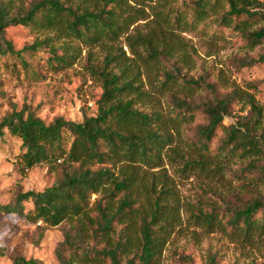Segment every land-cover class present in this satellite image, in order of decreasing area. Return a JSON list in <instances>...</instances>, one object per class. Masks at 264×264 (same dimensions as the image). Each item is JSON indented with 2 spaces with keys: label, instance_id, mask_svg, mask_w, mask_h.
I'll return each instance as SVG.
<instances>
[{
  "label": "rangeland",
  "instance_id": "1",
  "mask_svg": "<svg viewBox=\"0 0 264 264\" xmlns=\"http://www.w3.org/2000/svg\"><path fill=\"white\" fill-rule=\"evenodd\" d=\"M20 1L21 7L27 9L34 0H14L16 8ZM76 1L69 0V3ZM193 1L112 3L111 7L121 6L135 17L119 40L107 43L91 44L73 35L58 33L57 28L9 26L5 34L15 50L22 51L26 64L15 55L0 57V123L12 111L13 103L18 109L28 104L46 123L61 116L82 121L86 115H96L103 87L94 76L92 66L103 63L105 55L113 50L118 54L116 63L126 67V75L136 76L141 89L149 93L140 102V108L156 109L162 116L161 129L168 136L159 164L134 168L135 193L148 213L161 194V214L155 232L163 241L160 264H209L212 258L216 264H264V232L257 231L252 238H245L222 227L210 226L201 216V212L217 211L218 217L226 221L233 210L254 201L264 202L263 155L221 160L216 156L232 124L264 138V110L256 122L257 116L251 118L247 105V93H251L264 109V42L251 48L239 32L221 27L219 19L228 8L226 4L218 13L192 25ZM178 11L186 14L187 24L183 20L182 24L176 23ZM263 25L264 20L253 27ZM51 36L54 38L51 44L59 54L71 55L70 65L52 64L49 60L52 47L48 44L30 48ZM145 40L159 50L167 41L168 51L173 54L157 59L158 56L150 55ZM115 69L120 71L119 67ZM167 71L173 73L175 80L159 88ZM192 81L198 84H188ZM235 92L239 95L233 99L231 113L224 117L228 128L220 127L210 140L209 149H205L200 135V128L208 123L202 110L204 104ZM176 98L195 105L197 114L192 119L188 114L183 118L179 114L184 111L183 104ZM2 133L0 204L13 202L20 191H43L62 178V167L52 168L48 163L24 170L20 162L24 151L21 138L7 128H2ZM189 159L209 161L185 166ZM125 165L126 162L118 163L116 171L119 173ZM163 190L166 192L161 193ZM101 195L94 193L91 202ZM24 204L27 209L33 208L32 202ZM125 223L126 233L138 245V228L129 221ZM71 226L68 219L50 226L15 213H0V247L6 250L0 264H14L15 255L37 259L39 264H61L57 250L72 232Z\"/></svg>",
  "mask_w": 264,
  "mask_h": 264
},
{
  "label": "trees",
  "instance_id": "2",
  "mask_svg": "<svg viewBox=\"0 0 264 264\" xmlns=\"http://www.w3.org/2000/svg\"><path fill=\"white\" fill-rule=\"evenodd\" d=\"M119 1L77 0L69 3V0H34L27 9H23L20 5L22 1L16 8L14 0H0V57L15 55L26 64L22 51L15 50L14 44L5 34L9 26L19 24L57 28L60 30L58 33L73 35L91 44L117 41L135 17L133 13L122 10L121 6H110ZM224 4L228 8L223 10L219 19L221 27L239 32L251 48L264 42V25L253 27L264 20L262 0H195L192 3L194 19L191 24L205 21L210 15L218 13ZM185 15L183 11H178L174 20L178 24L183 21L187 24ZM167 16L164 17L165 21L168 20ZM164 34H168L167 31ZM52 39V36L46 37L38 46L32 44L30 48L48 44L52 47L49 57L52 64L70 65L71 55L66 52L59 54L51 44ZM145 41L149 44L150 55L158 56L157 59L173 54L168 51L167 41L161 50L154 48L151 41ZM117 59L118 54L109 50L103 63L92 66L94 76L99 78L103 87L96 115H86L82 121L67 120L61 116L46 123L28 104L18 109L13 103L12 111L0 123V134H3L2 128H7L21 138L24 151L20 162L24 170L41 163H48L52 168L62 167V178L52 186L43 191H20L13 202L0 204V213H15L35 223L57 226L66 219L71 220L72 232L66 235L57 250L61 264L161 262L163 241L155 234L161 214V194L155 198L148 213L135 193L134 168L144 164H159L168 136L161 129L162 116L157 110L139 106L149 93L141 89L136 76L126 75V67L116 63ZM164 77L159 88L175 80L169 71L165 72ZM238 95L235 92L204 104L202 110L207 115L208 123L200 128V135L205 149H209L210 140L217 130L225 127L224 117L231 113L230 106ZM247 96L251 118L256 115L255 121L258 122L264 109L253 94L247 93ZM177 100L183 104L184 111L179 113L183 118H187L188 114L192 119L197 114L195 105ZM254 155L264 156V138L236 124L230 125L225 143L216 155L219 160ZM208 161L189 159L185 166L191 163L207 164ZM121 162L127 165L118 173L116 166ZM216 165L218 168L219 165ZM261 166L264 171V163ZM94 193L102 195L92 203ZM24 202H32L33 208L27 209ZM201 216L210 226L222 227L226 232L229 230L231 234L243 235L245 238H252L257 231L264 232L262 201H254L233 210L226 221L218 217L217 211L201 212ZM126 221L138 228V245L126 233ZM5 255L6 250L0 247V257ZM13 261L14 264H39L37 259L22 255H15ZM209 264H216L214 258Z\"/></svg>",
  "mask_w": 264,
  "mask_h": 264
}]
</instances>
